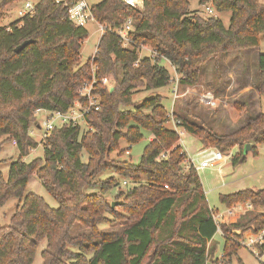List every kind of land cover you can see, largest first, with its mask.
<instances>
[{
	"label": "trees",
	"instance_id": "16d2710c",
	"mask_svg": "<svg viewBox=\"0 0 264 264\" xmlns=\"http://www.w3.org/2000/svg\"><path fill=\"white\" fill-rule=\"evenodd\" d=\"M17 1L0 0V19ZM214 4L217 12H231L229 26L217 15L191 13V0H144L141 9L123 0H102L92 5L96 22L115 29L131 19V44L124 47L115 33L106 31L95 55L85 62L82 48L90 32L69 19L63 4L41 0L33 14L0 24V141H16L20 151L8 177L0 175V207L19 200L10 223L0 226V264H33L44 240L42 264L208 263L218 225L200 174L187 166L180 134L168 126L164 97L155 94L136 101L134 94L140 89L153 93L173 82L165 61L175 67L182 87L199 85L207 63H212L219 84L222 62L230 54L260 45L264 2L214 0ZM27 40L31 42L16 51ZM142 45L153 52L141 56ZM93 67L98 79L113 80L114 89L97 84L101 107L87 114L88 129L82 132L81 124L57 127L47 138L42 157L23 160L38 145L31 133L39 124L35 111H67L81 100L78 90L93 77ZM257 69L261 111L252 114L248 102H235L247 121L233 132H218L205 121L190 120L198 119L190 108L174 113L178 126L204 146L224 153L238 147L233 165L245 162L250 152L257 155L264 144V53L258 55ZM145 131L152 138L140 162L120 159L127 152L122 141L136 144ZM35 175L57 207L40 194L26 193ZM127 180L135 185L123 190L119 185ZM115 188L120 203L113 207L107 194ZM220 200L228 207L247 202L253 206L236 222L220 226L223 253L231 258L243 247L244 232L264 228V211L259 210L264 209V188L220 194ZM117 219L126 223L121 230L101 229ZM79 227L85 231L77 233Z\"/></svg>",
	"mask_w": 264,
	"mask_h": 264
},
{
	"label": "rangeland",
	"instance_id": "374dc122",
	"mask_svg": "<svg viewBox=\"0 0 264 264\" xmlns=\"http://www.w3.org/2000/svg\"><path fill=\"white\" fill-rule=\"evenodd\" d=\"M26 0H18L8 9V14L0 19V24L9 25L12 22L21 18L20 10L24 6ZM92 6L102 0H87ZM264 2V0H261ZM207 4H200L199 0H191L190 11L191 13H197L204 17L211 16L206 10ZM215 15L222 18L226 26L230 24L231 12H216ZM90 32L89 38L85 41L82 48V61H87L96 51L98 42L100 40V32L98 31V23L90 22L87 25ZM264 53V33L260 37V45L258 47L244 50L243 52H233L222 62V79L220 83H216L212 73V63H207L203 67V75L201 77L200 84L196 87H192V90L182 95L175 101L174 113L180 111V109L190 108L192 113L198 117H190L189 119L200 123L205 121L208 125L212 126L218 132L231 133L234 130L241 127L247 121V114L240 112L235 107V102H248L252 114H257L261 111L260 100L258 97L257 78H258V55ZM151 50L142 49L140 55H150ZM171 72L173 79L176 78L175 67L170 62L164 63ZM112 85V83H111ZM174 83H171L167 87H163L155 90L153 93L146 89H140L134 94V100L141 101L150 95H162L164 97V104L167 110L170 112L173 105V87ZM114 87V86H113ZM112 88V87H111ZM110 88V89H111ZM204 91H212L218 97V105L213 108L203 104L199 100V93ZM184 89H180V93H184ZM180 113H183L180 111ZM43 115L38 118V123ZM82 132L88 129L85 123L81 124ZM168 126L178 131H184L182 135V141L179 140V144L183 149L188 150L190 154L195 155V151L201 146L200 140L193 134L184 130L183 127L175 126L172 121L168 123ZM33 137L38 142L36 148L32 149L30 154L25 156L23 160L31 161L34 158L42 157L44 154V145H39L41 140V132L37 127L31 128ZM150 138V132H144V138L136 144L128 146L125 141H122V146L131 148L129 153H125L120 159L132 161L133 163H139L141 155L144 151V147L148 143ZM128 146V147H127ZM87 153L84 152V159L87 160ZM20 156V151L17 144L14 141L1 142L0 141V175L5 178L9 175L11 164L17 160ZM113 158H119L117 154H112ZM201 181L204 185V189L207 192V199L210 207L218 208L220 212L227 207L220 200L221 193H230L245 188H257L264 187V144L259 147V153L254 155L249 153L245 162L239 165H233L229 160L224 163L221 170L217 167L207 168L200 172ZM122 182L119 187L126 190L133 187L135 183ZM119 188V189H120ZM26 193H37L43 196L47 202L57 207L58 203L55 198L49 194L45 187L41 183V179L38 176H33L29 181ZM118 188L113 189L107 194L109 201L118 204L117 200ZM19 200L12 199L5 205L0 207V226L10 223L12 215L15 213ZM115 204V206H116ZM114 206V207H115ZM110 218H114L109 215ZM126 223L124 220H114L108 223L100 225L102 230L113 231L121 230ZM82 227L77 228L78 232H84ZM216 241H219L217 253L211 252L207 264H261L259 259L246 247H242L238 253L231 258L222 256L224 251L223 239L219 234H216ZM46 246V240L42 241L39 245L38 251L35 256L33 264H42L43 256L42 251ZM222 254V255H221Z\"/></svg>",
	"mask_w": 264,
	"mask_h": 264
},
{
	"label": "built area",
	"instance_id": "2783aa9c",
	"mask_svg": "<svg viewBox=\"0 0 264 264\" xmlns=\"http://www.w3.org/2000/svg\"><path fill=\"white\" fill-rule=\"evenodd\" d=\"M41 0H26L24 2L23 8L20 10L21 16L28 14H33L36 5ZM56 3L63 4L68 11L69 19L77 25H87L90 22L97 23L92 12V6L87 0H53ZM128 5L136 9H141L144 7V0H123ZM206 10L211 14L215 15L217 12L214 0H208ZM98 31L100 32V38L106 31H111L115 33L119 39L120 43L124 47H128L131 44L129 38V32L134 30L132 20L129 19L120 28H111L106 24H98ZM147 46H141L142 49H148ZM150 49V48H149ZM151 50V49H150ZM96 51L92 56L95 55ZM153 51L151 50V53ZM93 77L87 79L83 82L78 90V94L81 100H76L67 111L51 110L47 108H38L35 114L38 116L43 115L38 124V129L41 132V140L39 145H44L47 138L50 136L51 132L57 127H62L64 125H79L86 122L87 114L92 110H99L101 107V99L96 92V86L98 83L107 86L109 88L113 87V80L104 76L100 79L96 76V67L92 68ZM180 76L176 73V78L173 79L174 89L173 91V105L169 112L170 120L178 126V121L174 117V105L175 101L182 95L189 93L192 87H182L179 83ZM112 83V85H111ZM180 89H184V93H180ZM199 100L210 107L215 108L218 105V97L212 91L200 92ZM83 99V100H82ZM180 137L184 134V131H179ZM182 141V139L180 138ZM14 144H17L14 141ZM131 148H127V153ZM163 156H166L164 153ZM232 157V152H222L219 148L215 146H206L197 152L195 155L188 156L186 164L187 166H193L198 172L207 168H221L224 163H226ZM167 187V186H166ZM213 217L218 225V229L221 231L220 226L223 223L224 215L222 213H217L213 211ZM242 246L248 248L261 262L264 264V228L258 232H254L252 236H245L240 240ZM223 254V255H222ZM221 255L224 257V253Z\"/></svg>",
	"mask_w": 264,
	"mask_h": 264
},
{
	"label": "crops",
	"instance_id": "0c3cea01",
	"mask_svg": "<svg viewBox=\"0 0 264 264\" xmlns=\"http://www.w3.org/2000/svg\"><path fill=\"white\" fill-rule=\"evenodd\" d=\"M87 27V26H86ZM171 64V63H170ZM173 92V91H172ZM258 97H259V94H258ZM259 100H260V98H259ZM173 123V122H172ZM174 125H175V123H173ZM178 131V130H177ZM179 132V131H178ZM185 133V132H184ZM187 133V132H186ZM152 137L150 136V138H149V140L151 139ZM181 139H182V136L180 137ZM181 141V140H180ZM201 144V146H200V148L198 149V151H195V154L197 153V152H199L201 149H203L204 147H206V146H204L202 143H200ZM128 146H130V145H128ZM127 146V147H128ZM182 146V145H181ZM125 147V146H124ZM260 147V146H259ZM184 151L187 153V155L188 156H192V154H190L189 153V151L188 150H185L184 149ZM238 151V147H235V148H233L232 150H231V152H232V155L235 153V152H237ZM232 158V157H231ZM231 158L229 159V160H231ZM228 160V161H229ZM232 161V160H231ZM223 167V166H222ZM222 167L221 168H218L219 170H221L222 169ZM205 170V169H204ZM201 171H203V170H201ZM201 171H199V174H200V172ZM204 186V185H203ZM264 188V187H263ZM206 192V191H205ZM221 194H225V193H221ZM206 195H207V192H206ZM212 208V207H211ZM213 209V211H216L217 213H222L223 215H224V217H223V223H233V222H236L237 221V219L240 217V215H242L243 213H245L246 211H248V210H252L253 209V206L249 203V202H247V203H242V204H237V205H234L233 207H225V210L224 211H222V212H220L219 211V209L218 208H212ZM260 211H264V209H259ZM222 223V224H223ZM237 234H240L241 232H240V230H236L235 231ZM253 231L252 230H248V231H246V232H244L243 233V238H245V236H252L253 235ZM217 234H219L221 237H222V239H223V246H224V244H225V237H224V235H223V233H222V231H220L219 229H218V232H217ZM212 242L215 244V249L213 250V253H217V251H218V244H219V241H216V235L213 237V240H212ZM244 247V246H243Z\"/></svg>",
	"mask_w": 264,
	"mask_h": 264
},
{
	"label": "water",
	"instance_id": "95a60500",
	"mask_svg": "<svg viewBox=\"0 0 264 264\" xmlns=\"http://www.w3.org/2000/svg\"><path fill=\"white\" fill-rule=\"evenodd\" d=\"M30 42H31V40H27V41L23 42L20 46L17 47L16 51H20L21 49H23ZM113 89H114V87L111 88V90H113ZM245 150L249 151L250 150V145H247ZM115 204H116V202L113 203L112 206L114 207Z\"/></svg>",
	"mask_w": 264,
	"mask_h": 264
}]
</instances>
